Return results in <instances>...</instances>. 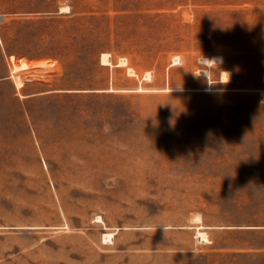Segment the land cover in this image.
I'll list each match as a JSON object with an SVG mask.
<instances>
[{
	"label": "rangeland",
	"instance_id": "obj_1",
	"mask_svg": "<svg viewBox=\"0 0 264 264\" xmlns=\"http://www.w3.org/2000/svg\"><path fill=\"white\" fill-rule=\"evenodd\" d=\"M0 16V264H264V0Z\"/></svg>",
	"mask_w": 264,
	"mask_h": 264
},
{
	"label": "bare ground",
	"instance_id": "obj_2",
	"mask_svg": "<svg viewBox=\"0 0 264 264\" xmlns=\"http://www.w3.org/2000/svg\"><path fill=\"white\" fill-rule=\"evenodd\" d=\"M60 11H68V6L67 5H64V6H61L60 7ZM218 57V56H217ZM217 57L215 56H212L210 57V61L211 62L212 60L214 61ZM207 61V60H206ZM100 62L101 64H105V65H111V62H110V56H109V53L108 52H102L101 55H100ZM180 62V59H179V56H174L173 59H172V64H176V63H179ZM39 64V63H37ZM118 65H124L125 64V60L124 59H121L118 63ZM31 64H28V63H24V64H18V65H14L12 66L11 68V72H15L17 70H20V69H26L30 66ZM33 65V64H32ZM31 65V66H32ZM204 71V70H203ZM148 73V72H147ZM203 74V73H202ZM227 74V73H226ZM225 74V76H227ZM147 76H149V74H147ZM150 78V77H148ZM228 80H230V77L227 78ZM264 79V78H263ZM14 81H15V85L17 87H20L22 86L23 82L19 79L18 76H15L14 78ZM225 81V80H224ZM260 96L264 99V88H261L260 89ZM198 217V216H197ZM201 226H199L197 228V232H196V236L198 237L199 240L201 241H206L207 240V237H206V234L204 231H200L199 228ZM112 235L113 233H106L103 238H107V239H111L112 238Z\"/></svg>",
	"mask_w": 264,
	"mask_h": 264
},
{
	"label": "water",
	"instance_id": "obj_3",
	"mask_svg": "<svg viewBox=\"0 0 264 264\" xmlns=\"http://www.w3.org/2000/svg\"><path fill=\"white\" fill-rule=\"evenodd\" d=\"M3 18V16H0V19H2Z\"/></svg>",
	"mask_w": 264,
	"mask_h": 264
}]
</instances>
